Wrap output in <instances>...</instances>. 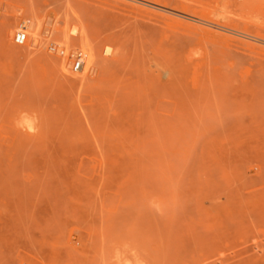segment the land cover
<instances>
[{
	"label": "rangeland",
	"instance_id": "1",
	"mask_svg": "<svg viewBox=\"0 0 264 264\" xmlns=\"http://www.w3.org/2000/svg\"><path fill=\"white\" fill-rule=\"evenodd\" d=\"M0 264H264V0H0Z\"/></svg>",
	"mask_w": 264,
	"mask_h": 264
},
{
	"label": "built area",
	"instance_id": "2",
	"mask_svg": "<svg viewBox=\"0 0 264 264\" xmlns=\"http://www.w3.org/2000/svg\"><path fill=\"white\" fill-rule=\"evenodd\" d=\"M27 39V35L26 33L22 32H18L15 36L14 42L15 44L21 46L25 43ZM84 59H85V53L82 51H77L75 54H73L72 56V68L73 71L77 72L79 70H81L84 66Z\"/></svg>",
	"mask_w": 264,
	"mask_h": 264
},
{
	"label": "bare ground",
	"instance_id": "3",
	"mask_svg": "<svg viewBox=\"0 0 264 264\" xmlns=\"http://www.w3.org/2000/svg\"><path fill=\"white\" fill-rule=\"evenodd\" d=\"M74 30H75V29H74ZM229 32H230V31H229ZM66 39L70 40V39L67 38V37H66ZM25 42H26V41H25ZM98 45H99V44H98ZM101 47H102V46H101ZM99 48H100V47H99ZM92 50H93V49H92ZM93 51H94V50H93ZM98 51L100 52L101 50H98ZM101 52H102V51H101ZM99 55H100V53H99ZM104 55H105V54H104ZM104 55H102V56H104ZM105 56H106V55H105ZM105 56H104V57H105ZM100 60H101V59H100ZM102 61H103V60H102ZM107 62H108V61H107ZM97 63H98V62H97ZM101 63H102V62H101ZM108 63H110V62H108ZM105 64H106V63H105ZM107 65H108V64H107ZM107 65H104V62H103V67L106 66V67H104V68H108ZM110 65H111V64H110ZM110 65H108V66L110 67Z\"/></svg>",
	"mask_w": 264,
	"mask_h": 264
}]
</instances>
